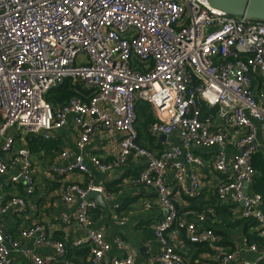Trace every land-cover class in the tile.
Listing matches in <instances>:
<instances>
[{"label":"built area","instance_id":"obj_1","mask_svg":"<svg viewBox=\"0 0 264 264\" xmlns=\"http://www.w3.org/2000/svg\"><path fill=\"white\" fill-rule=\"evenodd\" d=\"M68 79L82 86L81 97L52 105L48 94ZM140 102L155 114L150 138L166 137L161 152L138 142ZM70 123L80 151L99 133L118 136L114 162L93 156L91 164L105 173L139 161L144 169L131 184L150 187L164 213L154 228L158 253L149 261L130 252L108 258L112 244L92 217L101 206L87 196L96 191L106 203L112 197L90 182L65 184L61 199L77 204L78 211L62 222L86 230L72 247H89L91 264H264V244L244 237L226 245L207 225L206 212L181 215L167 183L172 170L178 193L195 200L201 170L210 166L220 178L218 203L236 207L234 219L254 223L252 232L264 239V197L252 188V157L261 153L264 137V22L229 15L208 0H0V176L15 171L10 184L24 186L23 194L15 192L0 208V264H14L12 254L20 249L19 240L1 227L2 217L25 214L36 192L29 140L49 142ZM231 146L235 154L229 158ZM213 148L222 150L208 159L194 153ZM61 156L66 167H52L59 176H91L82 154ZM190 166L197 170L189 175ZM20 236L56 252L33 254V264H69L64 245L43 226ZM183 237L210 252L194 261L182 255ZM114 245L129 248L120 238Z\"/></svg>","mask_w":264,"mask_h":264},{"label":"crops","instance_id":"obj_2","mask_svg":"<svg viewBox=\"0 0 264 264\" xmlns=\"http://www.w3.org/2000/svg\"><path fill=\"white\" fill-rule=\"evenodd\" d=\"M258 90L260 87L256 91ZM38 139H30L28 143L32 153L36 182V192L29 200V209L23 215L11 212L4 214L1 221V227L20 242V249L12 254L14 264H33V254L56 256L54 249L37 247L34 239L21 238V231L33 225L43 226L48 236L64 245L69 258H65L67 263L91 264L90 252L86 257L81 254L87 247H72L73 241L86 236V230L77 227L76 224L68 225L62 222L64 215H72L78 211L77 204H66L61 199L63 186L67 183L86 184L90 182L94 187L104 189L112 197L111 201L106 203L107 206L100 207L92 216L96 227L104 234L106 241L112 244L108 258H122L130 252L136 256L138 261L146 262L158 253L154 228L162 219L163 210L158 203L156 193L150 187L131 184V180L144 169L143 165L139 161L131 159L124 166L102 173L91 164L93 156H97L104 163L114 162L119 151L120 139L118 136L108 138L104 133H99L84 151H80L76 147L77 129L70 123L55 133L52 140L49 141L50 146H35V143L38 144L40 141V144L43 141L42 138ZM174 140L176 144H180L178 139L174 138ZM259 140L262 145L261 153L264 155V137L260 136ZM161 141L160 138L157 141L152 139L150 144L145 143L155 152H161L164 150V147L160 145ZM233 149L232 146L226 149L229 158L235 154ZM64 151L82 154L89 165L91 176L87 177L77 172L59 176L52 167H56L58 172L66 167L67 161L61 156ZM219 151L220 148L195 149L194 153L203 159H208ZM194 170L197 168L190 166L189 175ZM13 172L15 171L0 176V208L4 207L15 192L23 194L24 186L22 183L16 187L10 184V177ZM201 175L200 194L197 199L189 200L176 190L174 172L172 170L168 172L167 183L173 190V198L179 213L182 215L188 211L206 212L208 215L207 225L216 226L222 231L228 232L231 243L237 244L241 238H244V234L241 230H236L230 226L232 225L231 219L234 221L236 207L223 205L229 207V211L219 213L216 209L219 202L216 189L220 178L211 172L208 165L201 170ZM108 187H111L110 192L107 190ZM116 205H119V208ZM117 238L122 239L129 246L128 250L121 251L114 245ZM185 242L183 237L179 243L178 249L180 251L189 250ZM206 256L204 253L199 257L204 258Z\"/></svg>","mask_w":264,"mask_h":264},{"label":"trees","instance_id":"obj_3","mask_svg":"<svg viewBox=\"0 0 264 264\" xmlns=\"http://www.w3.org/2000/svg\"><path fill=\"white\" fill-rule=\"evenodd\" d=\"M81 88H82L81 85H73L71 80L68 79L61 87L52 90L48 94L47 100L54 106L63 104L66 101L74 97H81L80 95ZM136 113H137V122L135 124V127L139 133L138 142L145 148L151 151H154L149 146H147V143L150 144V142L152 141V139H150V136H148L147 134H148L149 126L155 121L154 111L149 104L145 102H140L137 105ZM39 142L38 144L35 143V146H44V147L50 146L49 144L50 142L41 141L40 144ZM252 164H253V168L257 172V176L254 180V184L252 187L253 192L256 194H260L264 197V155L260 152L253 155ZM110 189L111 187H108L107 189L108 192H110ZM216 209L217 211H219V213L221 211H224V212L229 211V207L220 205L219 203L216 206ZM231 222H232V225L230 226H232L236 230H241L249 244H254V243L264 244V239L259 237L256 233L252 232V229L255 226L254 223L249 222V221H244V220H237V219H234V221H232L231 219ZM208 226L212 228L217 235L222 237L224 244L234 246V244L231 243V238H228L229 237L228 232L222 231L221 228H218L216 226L214 227L211 225H208ZM185 240H186L185 244L187 247H189V250L181 251V254L184 256H187L191 259H197L201 254L210 252V249L205 244H193V243H190V241H188L187 239ZM89 252H90V249L89 247H87L81 252V254L84 257H86L89 254ZM69 257H70V254H69ZM67 258H68V255H66V259Z\"/></svg>","mask_w":264,"mask_h":264},{"label":"water","instance_id":"obj_4","mask_svg":"<svg viewBox=\"0 0 264 264\" xmlns=\"http://www.w3.org/2000/svg\"><path fill=\"white\" fill-rule=\"evenodd\" d=\"M208 2L213 8L229 15L246 16L264 22V0H208ZM161 140L165 141L166 137L162 136ZM87 198L98 202L101 207L107 206L101 194L96 191L89 192Z\"/></svg>","mask_w":264,"mask_h":264},{"label":"rangeland","instance_id":"obj_5","mask_svg":"<svg viewBox=\"0 0 264 264\" xmlns=\"http://www.w3.org/2000/svg\"><path fill=\"white\" fill-rule=\"evenodd\" d=\"M159 143V141L157 142V144Z\"/></svg>","mask_w":264,"mask_h":264}]
</instances>
